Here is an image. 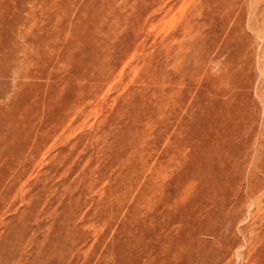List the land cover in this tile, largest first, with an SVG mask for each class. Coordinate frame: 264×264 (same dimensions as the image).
Returning <instances> with one entry per match:
<instances>
[{"label": "rangeland", "instance_id": "obj_1", "mask_svg": "<svg viewBox=\"0 0 264 264\" xmlns=\"http://www.w3.org/2000/svg\"><path fill=\"white\" fill-rule=\"evenodd\" d=\"M258 167L264 0H0V264H264Z\"/></svg>", "mask_w": 264, "mask_h": 264}, {"label": "bare ground", "instance_id": "obj_2", "mask_svg": "<svg viewBox=\"0 0 264 264\" xmlns=\"http://www.w3.org/2000/svg\"><path fill=\"white\" fill-rule=\"evenodd\" d=\"M261 156V155H260ZM260 159V158H259ZM259 162V161H258ZM258 170L263 174V176H262V179L264 180V170H263V168H259L258 167ZM257 173V172H256ZM260 173V174H261ZM252 175V174H251ZM247 177V176H246ZM249 177V176H248ZM255 178V177H254ZM254 178H252V177H250V185H249V190H250V192L252 191V189H253V187H252V185H253V179ZM247 179V178H246ZM249 179V178H248ZM256 246V245H255ZM254 247V246H253ZM238 250H236V252H237ZM237 254V253H236ZM238 255V254H237ZM256 260V259H255Z\"/></svg>", "mask_w": 264, "mask_h": 264}]
</instances>
